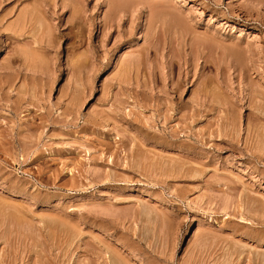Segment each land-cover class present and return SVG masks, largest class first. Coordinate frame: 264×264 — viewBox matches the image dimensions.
I'll list each match as a JSON object with an SVG mask.
<instances>
[{"label":"rangeland","instance_id":"1","mask_svg":"<svg viewBox=\"0 0 264 264\" xmlns=\"http://www.w3.org/2000/svg\"><path fill=\"white\" fill-rule=\"evenodd\" d=\"M0 264H264V0H0Z\"/></svg>","mask_w":264,"mask_h":264},{"label":"bare ground","instance_id":"2","mask_svg":"<svg viewBox=\"0 0 264 264\" xmlns=\"http://www.w3.org/2000/svg\"><path fill=\"white\" fill-rule=\"evenodd\" d=\"M54 1V0H53ZM15 2V1H14ZM32 43V42H31ZM112 254V253H111Z\"/></svg>","mask_w":264,"mask_h":264}]
</instances>
